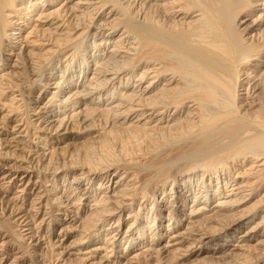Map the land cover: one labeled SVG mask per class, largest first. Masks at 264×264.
Wrapping results in <instances>:
<instances>
[{
  "label": "bare ground",
  "instance_id": "bare-ground-1",
  "mask_svg": "<svg viewBox=\"0 0 264 264\" xmlns=\"http://www.w3.org/2000/svg\"><path fill=\"white\" fill-rule=\"evenodd\" d=\"M0 264H264V0H0Z\"/></svg>",
  "mask_w": 264,
  "mask_h": 264
},
{
  "label": "rangeland",
  "instance_id": "rangeland-1",
  "mask_svg": "<svg viewBox=\"0 0 264 264\" xmlns=\"http://www.w3.org/2000/svg\"><path fill=\"white\" fill-rule=\"evenodd\" d=\"M34 95H36V93Z\"/></svg>",
  "mask_w": 264,
  "mask_h": 264
}]
</instances>
